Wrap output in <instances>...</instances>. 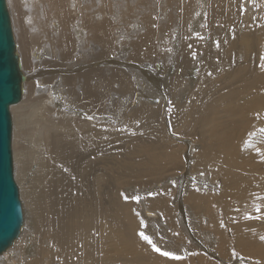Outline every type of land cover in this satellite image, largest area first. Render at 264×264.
Returning <instances> with one entry per match:
<instances>
[{
    "label": "bare ground",
    "instance_id": "6f19581e",
    "mask_svg": "<svg viewBox=\"0 0 264 264\" xmlns=\"http://www.w3.org/2000/svg\"><path fill=\"white\" fill-rule=\"evenodd\" d=\"M7 2L25 212L0 264H264V0Z\"/></svg>",
    "mask_w": 264,
    "mask_h": 264
},
{
    "label": "water",
    "instance_id": "95a60500",
    "mask_svg": "<svg viewBox=\"0 0 264 264\" xmlns=\"http://www.w3.org/2000/svg\"><path fill=\"white\" fill-rule=\"evenodd\" d=\"M23 75L7 0H0V255L18 238L24 221L15 179L11 108L22 101Z\"/></svg>",
    "mask_w": 264,
    "mask_h": 264
},
{
    "label": "snow or ice",
    "instance_id": "6c2138e0",
    "mask_svg": "<svg viewBox=\"0 0 264 264\" xmlns=\"http://www.w3.org/2000/svg\"><path fill=\"white\" fill-rule=\"evenodd\" d=\"M262 67H264V65H262ZM126 199H127V197H126ZM135 199H137V200H139V197H135ZM257 211H260V209H257ZM140 236H141V238L143 239V240H145L148 244H150L152 247H153V249L155 250V251H157V252H161V250L152 242V240L147 236V235H145L144 233H140ZM261 239H264V237H261ZM161 254L163 255V256H166V257H170V258H172V259H181L180 257H178V256H175L173 253H171V252H167V251H164V252H161Z\"/></svg>",
    "mask_w": 264,
    "mask_h": 264
},
{
    "label": "rangeland",
    "instance_id": "374dc122",
    "mask_svg": "<svg viewBox=\"0 0 264 264\" xmlns=\"http://www.w3.org/2000/svg\"><path fill=\"white\" fill-rule=\"evenodd\" d=\"M27 138H28V137H27ZM19 159H20V158L18 157L17 160H19ZM113 161H114V162H113ZM110 162H113V163H110ZM115 162H116V161H115L113 158H110V160H109V166H110L111 168H113V169L116 168V169L119 170V168H121V167H118V166H115V167H114V166H113V165L115 164ZM112 166H113V167H112ZM121 170H122V168H121ZM121 170H120V171H121ZM104 172H106V171H104ZM15 179H16V177H15ZM16 183H17V182H16ZM17 185H18V184H17ZM18 187H19V186H18ZM23 207H24V206H23ZM24 212H25V211H24Z\"/></svg>",
    "mask_w": 264,
    "mask_h": 264
}]
</instances>
